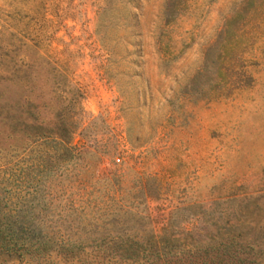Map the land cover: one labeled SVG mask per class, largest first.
Masks as SVG:
<instances>
[{
    "label": "rangeland",
    "instance_id": "374dc122",
    "mask_svg": "<svg viewBox=\"0 0 264 264\" xmlns=\"http://www.w3.org/2000/svg\"><path fill=\"white\" fill-rule=\"evenodd\" d=\"M6 72L0 198H41L44 234L62 241L71 221L102 243L139 213L161 238L241 199L264 221V0H0ZM25 97L72 122L73 156L12 127L2 108Z\"/></svg>",
    "mask_w": 264,
    "mask_h": 264
},
{
    "label": "trees",
    "instance_id": "16d2710c",
    "mask_svg": "<svg viewBox=\"0 0 264 264\" xmlns=\"http://www.w3.org/2000/svg\"><path fill=\"white\" fill-rule=\"evenodd\" d=\"M10 75L0 74L4 89L12 82ZM18 104L2 108L13 128L21 129L32 143L51 139L67 158L74 155L69 119L61 118L56 123L40 119L27 97ZM32 199L37 202L27 209L6 210L4 198H0V264H264V221L253 216L247 199L238 200L240 208L236 212L216 215L205 211L191 216L187 224L192 228L184 222L176 227L172 220L161 238L151 229L147 216L135 213L133 218L140 227L111 230L97 244L72 237L71 221L64 228L66 237L62 241L55 240L54 234H44L39 223L42 219L38 218L46 205H41V198ZM34 207L40 209L36 212ZM116 222L114 218L109 224ZM108 238L113 241L105 243Z\"/></svg>",
    "mask_w": 264,
    "mask_h": 264
}]
</instances>
